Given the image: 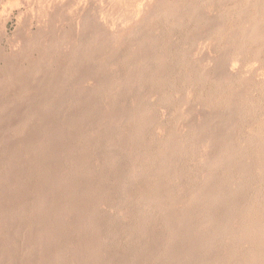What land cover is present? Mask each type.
<instances>
[{"label":"rangeland","instance_id":"obj_1","mask_svg":"<svg viewBox=\"0 0 264 264\" xmlns=\"http://www.w3.org/2000/svg\"><path fill=\"white\" fill-rule=\"evenodd\" d=\"M19 1L0 0V264H39V258L66 248L70 261L72 249L82 244L99 247L98 264H164L166 249L173 246L171 229L157 205L141 199V191L158 179L169 186L177 215L186 211L189 218L191 235L187 232L188 242L174 244L170 250L175 255L196 242V256L191 253L186 260L195 257L191 264H227L237 248L241 255L257 251L258 238L237 246L232 231L238 232L257 196L263 201L255 210L264 206V0ZM247 28L263 35L261 40L245 36ZM140 122L144 129L131 138ZM174 138H185L181 154L170 163L156 160L161 151L177 150ZM226 146L235 166L210 167ZM80 158L91 177L81 174L75 181L72 203L79 212L67 214V225L52 220L64 205V189L51 192L55 205H46V212L32 210L50 195L51 188L42 184L51 187L56 172L68 176ZM42 171H51L44 181ZM226 173L233 174L230 181ZM88 187L97 189L83 208ZM234 192L237 196L230 197ZM198 193L202 202L185 207ZM218 193L228 197L216 203ZM50 205L52 224L47 221ZM229 205L237 206L236 219L224 225ZM18 210L25 211L19 218ZM40 212L47 213L46 221ZM84 214L96 228L86 239L78 232L85 226ZM140 215L150 216L151 223L144 225L142 219V225ZM256 216L249 215L250 224ZM53 227L64 235L41 249L39 232L47 228L51 235ZM141 245L149 250L159 246V257L150 258L153 249ZM237 259L228 264H239Z\"/></svg>","mask_w":264,"mask_h":264},{"label":"bare ground","instance_id":"obj_2","mask_svg":"<svg viewBox=\"0 0 264 264\" xmlns=\"http://www.w3.org/2000/svg\"><path fill=\"white\" fill-rule=\"evenodd\" d=\"M10 1H12V0H10ZM14 1V0H13ZM17 0H15V2H16ZM19 1V0H18ZM77 1V0H76ZM119 1V0H118ZM127 1V0H126ZM129 1V0H128ZM259 1H261V0H259ZM14 2V3H15ZM20 2V1H19ZM121 1H119V3H120ZM124 2V1H123ZM135 2V1H134ZM137 2V1H136ZM248 2V1H247ZM262 2V1H261ZM261 2H258V3H261ZM8 3H9V1H8ZM10 3H13V2H10ZM14 3H13V5H14ZM126 3V2H125ZM251 3V2H250ZM16 5L17 4H19L18 2L17 3H15ZM238 4V3H237ZM261 4H263V2L261 3ZM12 5V6H13ZM123 5V4H122ZM130 4H128V6H129ZM131 5H133V4H131ZM248 5H249V2H248ZM125 6V5H124ZM240 6V5H239ZM238 6V7H239ZM241 6H243V5H241ZM250 6V5H249ZM258 6V5H257ZM127 7V6H126ZM125 7V8H126ZM135 8V7H134ZM249 8V7H248ZM247 8V9H248ZM136 9V8H135ZM262 9V8H261ZM141 10V9H140ZM254 11V10H253ZM45 12V11H44ZM141 12V11H140ZM129 13V12H128ZM223 13H225L224 11H223ZM239 13V12H238ZM258 13V12H257ZM132 14V13H131ZM126 15V14H125ZM130 15V14H129ZM135 15H137L136 13H135ZM139 15V14H138ZM237 16H238V14H237ZM263 16V15H262ZM133 17V16H132ZM223 20V19H222ZM221 20V21H222ZM256 20V19H255ZM130 21V20H129ZM219 26V25H218ZM251 26V25H250ZM254 26L256 27V25H255V23H254ZM254 26H253V28H254ZM260 26V25H259ZM244 28H245V26H243ZM257 27H258V25H257ZM254 28V29H257V30H260V29H258V28ZM252 28V29H253ZM222 29V28H221ZM221 29H219V30H221ZM238 29H239V27H238ZM248 29V28H247ZM249 30L250 32H247V34L245 35V36H247V37H253V38H255V40L257 39H260L261 40V38H260V36L261 35H258L259 34V32H257V30L255 31V30ZM245 30V29H244ZM222 31V30H221ZM232 31V30H231ZM220 33V32H219ZM238 33V32H237ZM241 33V32H240ZM227 34V33H226ZM243 34V33H242ZM117 36V35H116ZM225 36V35H224ZM231 36V35H230ZM227 37V36H226ZM261 37H263V35L261 36ZM38 38V37H37ZM228 38V37H227ZM250 39V38H249ZM252 39V38H251ZM264 39V38H263ZM254 40V39H253ZM37 42V41H36ZM116 42V41H115ZM30 43V42H29ZM34 43V42H33ZM56 43V42H55ZM258 43V42H257ZM40 44V43H39ZM52 44V43H51ZM57 44V43H56ZM59 44V43H58ZM62 44V43H61ZM38 45V44H37ZM60 45V44H59ZM51 46V45H50ZM52 46H54L53 44H52ZM51 46V47H52ZM92 47V46H91ZM50 49V48H49ZM55 49V48H54ZM56 49H58V48H56ZM52 50V49H51ZM33 51V50H32ZM24 52V51H23ZM47 52V51H46ZM20 53V52H19ZM26 53V52H25ZM88 53V52H87ZM30 54V53H29ZM47 55V54H46ZM78 55V54H77ZM69 56V55H68ZM80 56V55H79ZM79 60V59H78ZM223 60V59H222ZM160 62V61H159ZM163 62V60H161V63ZM228 64V63H227ZM223 66V65H222ZM221 66V67H222ZM228 68V67H227ZM228 73V72H227ZM231 73V72H230ZM205 76V75H204ZM206 77V76H205ZM227 77V76H226ZM206 78H208V77H206ZM222 79V78H221ZM231 79V78H230ZM227 80V79H226ZM228 81V80H227ZM4 83V82H3ZM221 83V82H220ZM231 83V82H230ZM215 98V97H214ZM211 102H213V101H211ZM108 113V112H107ZM105 115V114H104ZM108 115V114H107ZM106 115V116H107ZM105 116V117H106ZM109 116V115H108ZM135 116V115H134ZM141 117L143 116V114H141L140 115ZM139 117V116H138ZM138 117H136V120L138 119ZM210 117V116H209ZM214 117V116H213ZM216 118V117H215ZM221 118V117H220ZM133 119H135L134 117H133ZM218 119V118H217ZM139 120V119H138ZM215 120V119H214ZM213 120V121H214ZM115 121V120H114ZM113 121V122H114ZM208 121V120H207ZM211 121V120H210ZM82 122V121H81ZM116 122V121H115ZM142 122V121H141ZM140 122V123H141ZM220 122V121H219ZM79 123V122H78ZM204 123V122H203ZM213 123V122H212ZM217 123V122H216ZM215 123V124H216ZM223 123V122H222ZM221 123V124H222ZM99 124H101V122L99 123ZM142 124V123H141ZM140 124V127L137 129V131L134 133V132H132V133H134L132 136H131V138H133V137H137L140 133H141V131H142V129H144V124H142L141 125ZM205 124V123H204ZM203 124V125H204ZM210 124V123H209ZM200 125V124H199ZM214 125V124H213ZM212 125V126H213ZM206 127V126H205ZM208 127V126H207ZM202 128H204V127H202ZM211 128V127H210ZM220 128V127H219ZM203 130V129H202ZM204 130H205V128H204ZM216 130H217V128H216ZM197 131V130H196ZM219 131V130H218ZM94 133V132H93ZM194 133V132H193ZM201 133V132H200ZM95 134V133H94ZM195 134H196V132H195ZM214 134V133H213ZM198 135V134H197ZM219 135V134H218ZM91 136V135H90ZM89 136V137H90ZM129 136V135H128ZM192 136V135H191ZM196 136V135H195ZM194 136V137H195ZM209 136V135H208ZM207 136V137H208ZM125 137H127V136H125ZM124 137V138H125ZM130 137V136H129ZM191 139V138H190ZM198 139V138H197ZM203 139V138H202ZM205 139V138H204ZM209 139V138H208ZM213 139V138H212ZM221 139V138H220ZM85 140V139H84ZM125 140V139H124ZM184 140H185V138H184ZM184 140H176L175 138L173 139V142L177 145V150L176 151H173V152H168L167 154L166 153H164V151H161V152H159L158 154H156L157 156H156V160H158V159H160V161H162V162H164V163H170L171 161H172V159H173V157L176 155V154H181V152H182V148H183V143H184ZM186 140H187V138H186ZM189 140V139H188ZM223 140H224V138H223ZM177 141V142H176ZM193 141V140H192ZM210 141V140H209ZM212 141V140H211ZM217 141V140H216ZM199 142V141H198ZM217 142H219V141H217ZM39 143V142H38ZM37 143V144H38ZM169 143H171V142H169ZM168 143V141H167V143H165L164 145H168L169 144ZM206 144V143H205ZM221 144H222V142H221ZM41 145H43L44 146V144H41ZM214 145V144H213ZM216 145V144H215ZM221 147H222V145H220ZM38 147H40V145L38 146ZM38 147H36L35 149H37ZM71 147V146H70ZM68 148V149H71V148ZM220 147V148H221ZM224 147V146H223ZM44 148V147H43ZM209 148H210V146H209ZM212 148H213V146H212ZM218 148V147H217ZM41 149V148H40ZM43 150V149H42ZM78 151V150H77ZM82 151H83V149H82ZM230 149H229V147L228 146H226V148L225 149H223V150H221V152H220V154L218 155L219 157H217L216 159H214L213 161H209V162H211L210 163V167L212 166V167H221V166H227V165H232V166H235V162H236V160L234 159V155H232V154H230ZM215 152H217V149H216V151ZM75 153V152H74ZM80 153H82V152H80ZM83 153H85V152H83ZM219 153V152H218ZM79 155V154H78ZM81 155V154H80ZM83 155V154H82ZM208 155V154H207ZM22 156V155H21ZM63 156V155H62ZM62 156H60V157H62ZM65 156V155H64ZM154 156H155V154H154ZM12 157V156H11ZM16 157V156H15ZM54 158L56 157V156H53ZM58 157H59V155H58ZM67 157V156H66ZM216 156H214V158H215ZM19 159H20V157H18ZM42 158V157H41ZM40 158V159H41ZM78 158V157H77ZM23 159H24V157H23ZM43 159V158H42ZM56 159L58 160V158L56 157ZM60 159V158H59ZM153 159V158H152ZM10 160V159H9ZM46 160V159H45ZM55 160V159H54ZM62 160H64V159H62ZM210 160H212L211 158H210ZM13 160H11V162H12ZM18 161V160H17ZM39 161V160H38ZM56 161V160H55ZM58 161H60V160H58ZM66 161V160H65ZM154 161V160H153ZM20 162H22V161H20ZM19 162V163H20ZM24 162V161H23ZM48 162V161H47ZM51 162V161H50ZM76 162V161H75ZM208 162V161H207ZM13 163V162H12ZM41 163V162H40ZM44 163H46V161L44 162ZM63 163V162H62ZM15 164H18V163H15ZM43 164V163H42ZM83 164H84V159H82V158H80V161H77L76 162V164H75V167H74V170L73 171H71V173L68 175V176H66V174H67V172H66V174H65V172H61L60 171V173L59 172H56L57 170H55V175H56V178H55V180H52V181H54L52 184H49V186L51 185V187H48V184H42V186H45V185H47V190L49 191V188H51L50 190L51 191H47V194L49 193L50 195H48L49 196V198L50 197H52V193L51 192H55V193H57V192H60L61 193V191L64 189V191L66 192L65 194V202H63V206L62 205H60L61 207L60 208H58L59 209V211H58V209L56 208V212H55V210L53 211V212H55L56 213V216L54 217V216H52V217H54V218H52V220L53 221H56L55 223H59L60 225L61 224H63L64 223V220L66 219V217H67V214L69 215V213L71 212H79V210L81 209L79 206H75V205H73V200L75 199L74 197H75V195H77L76 194V190L78 189V187H76L75 188V186L77 185H75V181L76 180H78V178L77 177H79V175L81 176V174L84 176V175H86V177H91L90 175V172H88V174H87V172H83V170H82V167H83ZM37 165H39V164H37ZM66 165V164H65ZM41 166V165H40ZM13 167V166H12ZM20 167V166H19ZM60 167V166H59ZM64 167V166H63ZM62 168V167H61ZM69 168V167H68ZM19 170V169H18ZM25 170V169H24ZM54 170V169H53ZM52 170V171H53ZM62 170V169H61ZM65 170V169H64ZM10 171V170H9ZM21 171V170H20ZM23 171V170H22ZM37 171V170H36ZM48 171V170H47ZM47 171H46V173H47ZM67 171V170H66ZM26 172V171H25ZM13 173V172H12ZM11 173V174H12ZM44 172L42 171V176L44 175L45 177L48 175V174H50L51 173V171H50V173L48 172L47 173V175H45V174H43ZM161 171H159V172H157L156 174V177H159L160 175H161ZM21 174V173H20ZM53 174V173H52ZM51 174V175H52ZM224 174V173H223ZM246 174V173H245ZM248 174V173H247ZM13 175V174H12ZM39 175H41V173L39 174ZM38 175V176H39ZM235 175V174H234ZM262 176H264V173H262L261 174ZM44 176H43V181H44ZM236 176V175H235ZM241 176V175H240ZM245 176V175H244ZM7 177V176H6ZM24 177V176H23ZM49 177V176H48ZM231 177H233V174L232 173H226L225 174V181L227 180V181H230V178ZM47 178V177H46ZM51 178V177H50ZM54 178V177H53ZM48 179V178H47ZM40 180H42V178H40ZM50 180V179H49ZM12 181V180H11ZM18 181V180H17ZM23 181H24V179H23ZM43 181H41V182H43ZM45 181H46V179H45ZM48 181V180H47ZM17 183V182H16ZM46 183H48V182H46ZM227 183V182H226ZM18 184V183H17ZM21 184V183H20ZM19 186V185H18ZM20 186H23V185H20ZM42 186H41V189H42ZM14 187V186H13ZM24 187V186H23ZM17 188H20V187H17ZM38 188H40V186L38 187ZM88 188H90V191H86L85 190V192H83V203H84V205H83V208H84V206H86V204H87V202L88 201H90L89 200V198L91 197V195H93V193L96 191V189L97 188H95V187H92V189H91V187H88ZM148 187H146V189H147ZM41 189H40V191H41ZM44 189H46V188H44ZM142 190L141 191V199H142V201L145 203V204H155V205H157L156 207L157 208H159L158 210H160V212L162 213V215H163V218H164V221H165V224L168 226V227H170L169 229H171V237H170V239H169V244L170 245H173L174 246V244H176V243H183L184 241L183 240H186V238L188 239V231H189V228H187V226H188V217L186 216V211H184V208L185 207H187L188 206V204H191V206H192V202H194V204H198V203H201L202 202V193H198V195H194V200H192L191 201V203H190V201H188V203H186V205H185V207L184 208H182L183 209V211H184V214L185 215H183V216H180V215H177L178 214V212H177V204H176V201L174 200V199H172L168 194L170 193V188H169V186H165L163 183H161L160 181H159V179L157 180V181H154L151 185H149V188H148V190ZM17 190V189H16ZM20 190V189H19ZM24 190V189H23ZM14 191H15V189H14ZM18 191V190H17ZM38 190H36L35 192H37ZM94 191V192H93ZM238 191V190H237ZM45 192V191H44ZM78 192V191H77ZM32 193H33V191H32ZM42 193V192H41ZM41 193H39L38 192V196H40V194ZM35 194H37V193H35ZM54 194V193H53ZM59 194V193H58ZM202 194V195H201ZM225 194V193H224ZM224 194H222V193H218L215 197H214V201L216 202V203H220V201H222V200H225L227 197H228V195L226 196V195H224ZM236 194H238V192L236 193V192H234V194H232L230 197H235V195ZM44 195V194H43ZM43 195H41V197H43ZM55 195V194H54ZM64 195V194H63ZM62 195V196H63ZM229 195H230V193H229ZM48 196L45 194L44 195V197L38 202V203H36V205H34V209L31 207V209L32 210H34V211H41L42 210V212H46V211H43V209H45V207H46V205L48 206V204H51L52 206H54L55 204L53 203H51L52 201H51V199L52 198H50V200H49V198H48ZM163 196H166L167 198H171V199H169L167 202H165L164 200H163ZM237 196V195H236ZM263 196V195H262ZM31 198V197H30ZM37 198V197H36ZM260 197H256L255 199H254V201L253 202H251L250 203V205H248V207H247V209L244 211V213H243V216H242V225L240 226V228L238 229V232H234V231H232V233H233V236H234V240H235V245H237L238 246V244H241L242 243V241L244 240H249V239H251V238H254V237H256V239L258 240V243L257 242H254L255 240H252L254 243H257L258 245H259V248L257 249V251L255 250L252 254H247V255H241V253L238 251V248L237 249H235V251L233 252L232 251V253L229 255V256H227L228 258L226 259L227 261H228V263L232 260H235L236 258H239V259H241V260H239V259H237V260H239L240 261V263L239 264H264V206H263V208L262 209H257V210H255V208H254V205H256L257 204V202H259V199ZM231 199V198H230ZM262 199V198H261ZM191 200V199H190ZM27 201V200H26ZM36 201H37V199H36ZM47 201L49 202V203H47ZM51 201V202H50ZM261 201H263V200H261ZM260 201V202H261ZM61 202V201H60ZM59 202V203H60ZM185 202V201H184ZM260 202H259V204H260ZM24 203V202H23ZM32 203V202H31ZM47 203V204H46ZM71 204V205H70ZM264 204V203H263ZM50 205V206H51ZM59 205H57L58 207H59ZM76 205H78V204H76ZM82 205V204H81ZM89 202H88V206L87 207H89ZM150 205V206H151ZM199 205V204H198ZM198 205H196V206H198ZM258 205V204H257ZM256 205V206H257ZM262 204H260V205H258V207L260 206V207H262L261 206ZM49 206V208H46V209H49V212H48V218L51 216L50 214H53V213H50V211L51 210H53L52 208V206L50 207ZM57 206H55V207H57ZM195 206V205H194ZM98 207H99V205L97 204V205H95V207L93 208V213L94 212H96L97 210H98ZM143 207H146V205L145 206H143ZM152 207V206H151ZM155 207V208H156ZM190 207V206H189ZM193 207V206H192ZM259 207V208H260ZM30 208V207H29ZM86 208V207H85ZM180 208V207H179ZM257 208V207H256ZM24 209H25V207H24ZM88 209V208H87ZM188 209V208H187ZM196 209V208H195ZM7 210H9V209H7ZM11 210V209H10ZM27 210H29V209H26L25 211L26 212H28ZM65 210V211H64ZM85 210V209H84ZM145 210H147V209H145ZM235 210H237V206L236 205H229V207H228V211H227V216H225V219H224V222H225V224L224 225H228V224H231L235 219H236V214H237V211H235ZM4 211H6V210H4ZM19 211V210H18ZM25 211L24 210H21V211H19V212H17V214H16V216L18 215V213H19V215H23L24 213H25ZM33 211V212H34ZM83 211V210H82ZM81 211V212H82ZM87 211V210H86ZM188 211V210H187ZM6 212H8V211H6ZM5 212V213H6ZM11 212H12V210H11ZM31 212V211H30ZM36 212V213H37ZM42 212H40V215H41V213ZM144 212H146V211H144ZM142 213V215L143 214H145V213ZM159 212V211H158ZM13 213V212H12ZM12 213H10V215L12 214ZM160 213V214H161ZM252 213H254V215L256 214V215H258V217L256 218L257 220L254 222L253 221V223H252V221H251V223L252 224H250L249 223V221H248V219H250V217H249V215H251ZM4 214V213H3ZM8 214H9V212H8ZM8 214H4V215H8ZM35 214V213H34ZM38 214H39V212H38ZM37 214V215H38ZM43 214V213H42ZM203 214V213H202ZM2 215V214H1ZM0 215V216H1ZM39 215V216H40ZM44 215H47V213H45ZM43 215V216H44ZM85 215V214H84ZM142 215H140V217H139V221L140 220H144V222H143V220L141 221V223L143 222V223H145L144 225H146V223H149L150 221L148 220V217H150V216H148L147 215V217H145V218H147V219H145ZM157 215V214H156ZM182 215V214H181ZM3 216V215H2ZM1 216V217H2ZM42 216V215H41ZM40 216V217H41ZM43 216H42V219H43ZM86 216V215H85ZM1 217H0V220H1ZM5 217V216H4ZM7 217V216H6ZM5 217V218H6ZM18 218H19V216H17ZM21 217V216H20ZM24 217V216H23ZM36 217V216H35ZM40 217H37L38 219L40 218ZM45 218V217H44ZM48 218H47V221L48 222H50L51 224L52 223H54V222H51V217L49 218V220H48ZM151 218H153V217H151ZM150 218V220L152 221L153 219H151ZM41 219V218H40ZM41 219V220H42ZM255 219V218H254ZM32 220V219H31ZM44 221H46V219H43ZM40 220H38V223H43V226H44V222H42V221H40ZM84 221H85V226H83L82 224V226H80L79 227V230H78V232H79V234H81V236L83 237V238H87V236H88V234H91V233H89V231H92L93 229V231H95V226H94V221L92 220V218L91 217H89L88 216V218H87V216H86V219H84ZM30 222V221H29ZM68 222V221H67ZM82 222H83V219H82ZM35 223V222H34ZM33 223V224H34ZM36 223H37V219H36ZM50 223H48L49 225H50ZM143 223H142V225H143ZM151 223V222H150ZM33 224H31V225H33ZM65 225H67L66 223H64ZM241 224V223H240ZM40 225V224H39ZM42 225V224H41ZM45 225H46V222H45ZM156 225V224H155ZM35 226V225H34ZM42 226V229H44V227ZM48 226V225H47ZM57 226V225H56ZM148 226V225H147ZM147 226H145L144 228H146ZM46 227V226H45ZM61 227V226H60ZM140 227H142V226H140ZM36 228V227H35ZM48 228V227H47ZM46 228V229H47ZM54 228V227H53ZM58 228L59 227H57V230H58ZM150 228V227H149ZM45 229V230H46ZM55 229V228H54ZM54 229H51V231L53 230L54 231ZM69 229V228H68ZM148 229V228H147ZM222 229V227L220 226L219 227V230H221ZM39 230H41V228L39 229ZM38 230V231H39ZM45 230H42V232H39V233H42V235H40L41 236V238H40V241H38V245L41 247V249H46L47 247H51V245H52V242L54 241V239L56 240L57 238L59 239V238H61L62 237V235H64L63 234V231H62V228L61 229H59L58 231L56 230V232H52V234L50 235V233H48L47 231H48V229H47V231H45ZM188 230V231H187ZM50 231V232H51ZM65 232V231H64ZM146 232H147V230H146ZM152 232V231H151ZM188 232V233H187ZM145 233V232H144ZM143 233V234H144ZM198 233V232H197ZM65 234H66V232H65ZM147 234V233H146ZM148 234H149V232H148ZM148 234H147V236H148ZM152 234V233H151ZM190 234V233H189ZM193 234H195L194 232H193ZM199 234V233H198ZM198 234H196V235H198ZM154 235V234H153ZM157 235V234H156ZM191 235V234H190ZM189 235V236H190ZM38 236V235H37ZM152 236V235H151ZM199 236H200V234L198 235V238H199ZM191 237V236H190ZM193 237V236H192ZM194 237H196V236H194ZM190 238V239H195V238ZM197 238V237H196ZM41 239H43L42 241H41ZM156 239V238H155ZM165 239V238H164ZM255 239V238H254ZM143 240V239H142ZM148 240H149V238H148ZM196 240V239H195ZM198 240V239H197ZM58 241L59 240H57V241H55V242H57L58 243ZM79 241H80V238H79ZM85 241V240H84ZM154 241V240H153ZM152 241V242H153ZM165 241V240H164ZM181 241H183V242H181ZM187 241V240H186ZM185 241V242H186ZM194 240H192V242H193ZM243 241V242H244ZM149 242V241H148ZM151 242V241H150ZM166 242V241H165ZM188 242V241H187ZM251 242V241H250ZM35 243V244H36ZM62 243V242H61ZM82 243H84V242H82ZM86 243V242H85ZM139 243V242H138ZM155 243H156V241H155ZM157 243H158V241H157ZM156 243V244H157ZM195 243V242H194ZM248 243H249V241H248ZM253 243V244H254ZM36 244V245H37ZM56 244V243H55ZM59 244V243H58ZM167 244V243H166ZM192 245H193V243H191ZM196 244L198 245V244H200V243H198V242H196ZM193 245V246H196L197 247V245ZM250 244V243H249ZM252 244V243H251ZM61 245V244H60ZM83 245V246H82ZM81 246V248H79L78 246H77V248L75 247V248H73L72 250H73V255L72 256H74L75 258H73V257H71L72 258V260H74V261H72L71 260V258H70V261H68L67 260V258L66 257H68V256H65V254L66 253H68V251H67V248L66 249H59V250H57V252L55 251V252H53V254H51V255H49V256H51L49 259H48V256H47V258L44 256V258L43 257H41L42 255H45L44 254V250L42 251V250H40V252L42 251V255L40 256L41 258H39V260H38V263L39 264H84L85 262H87V261H90L91 262V264H98V263H100L101 261V257H100V255H99V247L98 246H94V247H89V248H87L86 247V245L85 244H82ZM85 245V246H84ZM145 245H146V243H145ZM149 245V244H148ZM161 245V244H160ZM186 245H187V243H186ZM71 246V245H70ZM156 246H158V245H156ZM155 246V247H156ZM165 246V245H164ZM169 246V245H168ZM173 246L171 247V248H173ZM189 246V245H188ZM193 246H189V248H191V249H187V246H186V248H184V246H183V250L181 249V252H179L177 255H175L176 253H174V252H172L169 248V250L168 249H166L167 250V252H166V254H165V256H166V258H164L163 259V262H164V260H165V262H164V264H191L192 263V261H195V260H192L193 258H195V257H191L192 259V261L190 260L189 262H187L188 260H187V258H189V255L192 253V254H195L194 252H195V250H196V248L195 247H193ZM200 246V245H199ZM72 247V246H71ZM142 247V245L140 246V248ZM151 247V246H150ZM159 247V246H158ZM158 247H156L155 249L158 251V249H160V248H158ZM193 247V248H192ZM243 247V246H242ZM252 247H254V248H257V246L255 247V245L254 246H252ZM36 248V247H35ZM56 248H57V246H56ZM59 248V247H58ZM57 248V249H58ZM61 248H64V247H61ZM144 248H145V246H144ZM143 247H142V249H144ZM199 248V247H198ZM48 249V248H47ZM141 249V250H142ZM149 250V248H146V249H144V250ZM151 249H153L151 252H149V253H151V255L148 253V255L150 256V258L151 257H153V258H157V257H159V255L157 256V251L154 249V247L152 246V248ZM150 249V250H151ZM192 249H194V250H192ZM240 249V248H239ZM35 250V249H34ZM38 250V249H37ZM36 250V251H37ZM140 250V249H139ZM141 250H140V252H141ZM143 250V251H144ZM149 250V251H150ZM155 250V251H154ZM192 250V251H191ZM254 250V249H253ZM54 251V250H53ZM67 251V252H66ZM142 251V252H143ZM197 251V250H196ZM46 252V251H45ZM198 252L200 253V251H199V249H198ZM231 252V251H230ZM145 253V252H144ZM165 253V252H164ZM245 253V252H244ZM247 253V252H246ZM37 254V253H36ZM147 254V253H146ZM47 255V254H46ZM67 255V254H66ZM138 255V257H136V258H139V256H140V253L139 254H137ZM136 255V256H137ZM147 255V256H148ZM198 255V254H197ZM164 256V257H165ZM193 256V255H192ZM194 256H196V254L194 255ZM38 257V256H37ZM143 257V256H142ZM140 258H141V256H140ZM160 259H161V257H160ZM159 259V260H160ZM153 260V259H152ZM162 260V259H161ZM187 260V261H186ZM72 261V262H71ZM226 261V262H227ZM33 262V261H32ZM35 262H37V261H35ZM134 262H135V260H134ZM162 262V261H161ZM198 262H200L199 260H198ZM193 263V264H201V263ZM132 263V262H131ZM147 263V262H146ZM227 263V264H228ZM235 263V262H234ZM142 264V263H141ZM145 264V263H144ZM226 264V263H225ZM233 264V263H232ZM236 264H237V261H236Z\"/></svg>","mask_w":264,"mask_h":264}]
</instances>
